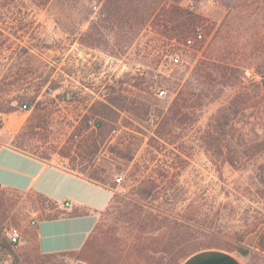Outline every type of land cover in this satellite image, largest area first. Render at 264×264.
I'll return each mask as SVG.
<instances>
[{"label": "rangeland", "instance_id": "obj_1", "mask_svg": "<svg viewBox=\"0 0 264 264\" xmlns=\"http://www.w3.org/2000/svg\"><path fill=\"white\" fill-rule=\"evenodd\" d=\"M186 1L53 0L37 7L30 0H0V128L6 129L4 111L14 109L10 114L25 120L35 114L15 99L9 83L17 75L20 85L54 81L61 87L57 93L72 91L74 101L49 104V131L26 132L19 138L24 148L48 161L66 159L69 167L72 160L83 163L84 171L107 178L120 193L155 181L156 192L162 187L167 191L152 206L189 224L166 233L171 240L153 251L139 252L131 258L133 264H180L204 249L233 252L246 264H264V0H197L189 10L193 25L183 19V38H171L167 20L175 7L185 10ZM194 25L202 30L201 40L188 33ZM186 37L193 44L187 45ZM161 45L169 52L161 54ZM174 55L178 65L171 63ZM207 72L216 78L200 77ZM160 78L170 81L164 88L167 96L150 94L148 99L165 113L183 93L177 100L180 114L161 139L154 134L156 124L141 120L144 94L135 87ZM112 87L115 95L126 97L123 105L130 111L119 112L111 124L116 131L110 133L118 149L128 144L137 148L128 165L107 149L82 160L75 144L71 147L66 140L81 126L87 109L105 99ZM19 130L13 136L5 130L0 138L18 142ZM117 177H122L120 183H114ZM54 213L35 195L0 191L1 238L6 239L9 228L22 233L19 244L1 253L0 264H89L70 254L42 257L33 232L25 240L31 219ZM125 226L110 218L103 229L120 237ZM158 235L152 233L154 239ZM237 246L248 254H238Z\"/></svg>", "mask_w": 264, "mask_h": 264}, {"label": "trees", "instance_id": "obj_2", "mask_svg": "<svg viewBox=\"0 0 264 264\" xmlns=\"http://www.w3.org/2000/svg\"><path fill=\"white\" fill-rule=\"evenodd\" d=\"M52 1L53 0H30V2L37 7H44L50 4ZM189 10L190 9L187 6L183 11H180L177 7L172 10L171 17L167 20V23L172 25L168 31L172 34L171 38H183L184 33H186L183 29L186 26L182 21L183 19L187 18L190 24L193 23L192 20L195 18L192 17ZM189 25L187 24V26ZM165 26L167 27V25ZM196 28V25L191 28V30L188 32L190 33V36H194ZM187 40L191 39L186 37V44ZM158 49L163 55L169 52V49L166 48V46L161 45ZM23 54H26V51H22V55ZM224 67L226 70L230 69L228 65H225ZM214 71L219 74L218 77H225V75H221L218 70L214 69ZM215 76L216 75L213 76L212 72H207L204 75L200 74V77H203L205 80H211V78H214ZM19 80V76L17 75L14 80L9 83L11 88H15V99H21V105H25L26 110L34 109L35 114L25 121L17 133L15 138L18 139V142H13L10 145L16 150L29 154L37 159L48 161V159L43 156H39L36 153L27 151L24 148V143L19 141V138L26 132H34L38 130L49 131L47 122L52 120L49 119L52 115V111L48 109V105L53 104L56 100L72 102L74 101V92L65 90L62 93H57L61 87L55 84L54 81H49L48 78L39 83H28L24 85H20L18 83ZM235 80L238 81V78ZM168 83H170V81L166 78H160L158 81L151 84H148L146 81L137 82L135 84V87H137V89L144 94L142 101L139 100V109H141L142 118L141 120L147 122V124H156L154 134L160 139L164 137L163 134L166 131L168 124L172 122L173 118H177V115L180 114V109L176 107L178 105V97L180 98L183 93L180 91L177 94L176 101L171 104V106L166 110V113L164 112V107L160 108L158 104L151 103L148 98H150V94H154L157 98L166 97L167 94L165 89L166 86H169ZM232 83L235 84V81ZM154 85H156L155 93L153 92ZM19 88H21V92ZM161 91H163L164 94L159 96V92ZM42 97L44 99H42ZM125 100L126 97L122 95H115V88L112 87V89H110L109 95H107L105 99L95 101L87 109V112L81 119V126L68 133L66 137L68 144H70L71 147L73 144H75V150L78 154L77 156L82 158V160H88V158L93 156L95 157L98 152L103 153L105 149H107L111 156L118 157L120 160L126 162V165L132 162L137 148L132 149L128 144L122 149H118L112 145V138L110 135L112 131H116V129H114L111 124L114 123L115 117L119 115V112H130L129 109H125V106L123 105ZM12 111H14V109H9L3 113L10 114ZM151 116H155L157 119L154 120L149 118ZM183 116L177 119L179 124L183 122ZM35 119L36 121H39V123H34L33 121ZM91 120H94V125L92 126L89 125ZM41 125L44 126L42 127ZM43 138L45 141L49 140V135L47 132H45ZM70 164V170L82 175L90 182L96 183L105 188H116V185L107 182V178L100 177L94 171L91 173L84 171L85 169L82 166L83 163H80V165H75L74 160H72L70 161ZM114 183H116L115 180ZM157 187L158 186H156L155 181L150 182L149 184H142V182H140L138 185L131 187L128 192H114L108 207L100 213L97 224L95 225L82 248L76 252L63 254L74 255L78 259L88 262L89 264H122L123 257L126 258L125 260H127V264H133L131 258H136V255H138L139 252L144 253L148 250L153 251L154 248L165 244L167 241H170L172 236H167V234L176 229L180 231V228H187L189 227V224L179 223L175 217H171L170 213H163L152 206V202L159 198L160 193L163 194L167 191V188L162 187L161 192H156ZM35 198L40 202L42 207L46 205V208L49 210H56V213L47 215L45 218L41 219L50 220L61 217L83 216L89 213L88 211L77 209L71 212L63 210L58 211V204L54 201L37 194L35 195ZM110 218H112L113 221H116L118 224L121 223L126 225L125 230L120 235V237L119 235L116 236L115 230H111V232L108 233L106 229H103L105 223H107L108 219ZM154 231L159 232L158 237L155 239L152 237V233ZM32 234L34 235L35 243L37 235L35 232ZM12 246L13 244L9 243L6 239L1 238L0 232V256L2 252L9 251ZM234 250L241 256H246L248 254L247 250L239 246H237ZM197 251L199 250L193 251L191 254ZM55 255L41 256L52 257Z\"/></svg>", "mask_w": 264, "mask_h": 264}, {"label": "crops", "instance_id": "obj_3", "mask_svg": "<svg viewBox=\"0 0 264 264\" xmlns=\"http://www.w3.org/2000/svg\"><path fill=\"white\" fill-rule=\"evenodd\" d=\"M3 118L1 117V121ZM7 114L6 129L13 136L25 123ZM57 161H44L13 148L8 140L0 138V191L19 195H42L54 201L58 207L68 203L63 211L85 210L83 216L61 217L57 219H37L30 231L35 232L36 251L39 255H58L76 252L82 248L104 211L117 191L90 182L82 175L64 169ZM180 264H246L244 259L233 252L220 249H204L187 256Z\"/></svg>", "mask_w": 264, "mask_h": 264}, {"label": "built area", "instance_id": "obj_4", "mask_svg": "<svg viewBox=\"0 0 264 264\" xmlns=\"http://www.w3.org/2000/svg\"><path fill=\"white\" fill-rule=\"evenodd\" d=\"M208 4H213L215 1L214 0H207ZM186 5L190 10H194L197 6V0H187ZM194 39L201 40L202 39V30L200 27H197L194 32ZM193 42L192 40H187V45H191ZM171 63L173 65H178L179 64V58L177 56L171 58ZM164 94L163 91L159 92V96H162ZM22 109H25V105L21 106ZM1 115H0V120H1ZM56 164L64 169H69V165L66 159H59ZM122 181V177H117L115 179L116 183H120ZM60 209H67L69 208L68 203H62L59 207ZM32 214H36V211L31 210ZM36 224L35 219L30 220V225L34 226ZM5 237L7 241L13 245H17L21 242L22 240V233L20 232L19 229L17 228H9L5 232Z\"/></svg>", "mask_w": 264, "mask_h": 264}]
</instances>
